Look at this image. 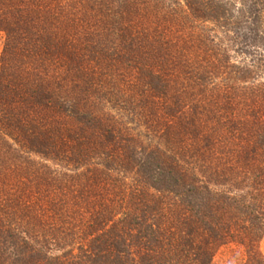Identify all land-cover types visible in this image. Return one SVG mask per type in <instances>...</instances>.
Returning <instances> with one entry per match:
<instances>
[{
  "label": "trees",
  "instance_id": "obj_1",
  "mask_svg": "<svg viewBox=\"0 0 264 264\" xmlns=\"http://www.w3.org/2000/svg\"><path fill=\"white\" fill-rule=\"evenodd\" d=\"M254 1L0 0V264H264Z\"/></svg>",
  "mask_w": 264,
  "mask_h": 264
},
{
  "label": "rangeland",
  "instance_id": "obj_2",
  "mask_svg": "<svg viewBox=\"0 0 264 264\" xmlns=\"http://www.w3.org/2000/svg\"><path fill=\"white\" fill-rule=\"evenodd\" d=\"M254 0H228L231 5H235L237 10L244 9L245 5H250ZM255 2V1H254ZM252 27L249 26V22L241 23V32H248ZM241 37L240 39L227 41L229 47V55L235 62L244 65H251L256 61V55H249L250 49L247 47H242ZM4 37L0 34V55L3 50ZM253 48H251L252 50ZM247 52V53H246ZM258 52V51H257ZM255 54V52H253ZM255 72V71H254ZM263 78V77H262ZM259 251L264 255V237L259 242ZM246 250L243 246L239 245H229L221 249L214 257L212 264H242L246 258Z\"/></svg>",
  "mask_w": 264,
  "mask_h": 264
}]
</instances>
